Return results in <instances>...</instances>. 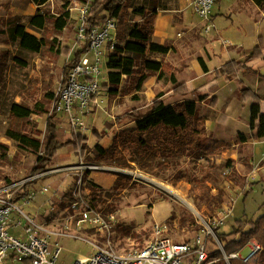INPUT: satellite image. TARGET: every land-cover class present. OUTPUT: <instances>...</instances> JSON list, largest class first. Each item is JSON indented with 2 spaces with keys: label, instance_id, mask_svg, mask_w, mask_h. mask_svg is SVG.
Instances as JSON below:
<instances>
[{
  "label": "rangeland",
  "instance_id": "obj_1",
  "mask_svg": "<svg viewBox=\"0 0 264 264\" xmlns=\"http://www.w3.org/2000/svg\"><path fill=\"white\" fill-rule=\"evenodd\" d=\"M84 1L72 0L70 5L74 8ZM231 1L234 4L235 0ZM242 1L246 6L239 15L251 29L250 21L255 17L260 21L261 13L250 8L251 0ZM96 2L100 6L104 0ZM174 2L137 0L136 6L148 8L154 3L152 7L159 10L167 9ZM64 4L65 0H49L42 6L33 0H0V188L44 175L29 183L35 198L29 204L20 205L40 225L71 236L78 235L79 238H53V241L59 240L61 261L65 264H72L80 255L92 256L91 241L122 254L142 248L147 242L156 240V229L163 225L167 231L161 236L175 243H192L201 235L203 241L206 240L207 251L212 254L220 250L210 233L213 230L217 235L212 224L229 210H233V214L217 228L218 234H229L227 240L238 239L239 235L232 234L239 226L238 221L253 222L264 213V157L255 161L251 148H233L232 145L223 154L204 155L200 159L192 155L181 157L175 151L156 149L155 137L148 134L140 135L148 145L133 143L130 133L136 125L130 114L147 113L160 91L150 85L146 87L144 83L142 90L136 92L135 81L125 76L121 86L123 92L116 97L108 93V80L104 82L98 96L99 107L93 108L85 117L82 129L72 130L66 118L59 114L54 116L56 141L65 146L57 151L45 171L35 173L34 168L41 165L38 158L45 155L50 113L14 120L10 112L15 103L33 109L37 103L45 102L47 94H58L64 84L66 66L76 52L84 49L78 37L74 9L69 11L71 16L63 32L58 33L54 27L55 20L65 11ZM37 13L46 15L44 30L30 24L31 17ZM106 15L102 13L101 18ZM131 22L133 25L141 23L142 17L132 14ZM17 25L24 26L27 32L38 38H44L47 45L40 52L22 49L19 41H13L9 34V29ZM97 25H101L100 19ZM259 29L264 34V22ZM177 33H186L180 24H176L173 30L174 36ZM186 38L187 35L176 37L173 43L179 45ZM106 43L102 52L106 53L105 70L108 73L107 63L112 49L111 42ZM154 57L155 54L140 57L138 72H143L141 63L144 59ZM246 58L236 61L246 63ZM167 75H170L169 67ZM162 84L165 87L163 93H169L173 85L165 80ZM230 92L229 87L221 91L225 96ZM172 96H168L165 103H180ZM47 108L52 112L53 104L47 102ZM200 113L206 114V109L201 108ZM12 128L38 138L42 143L40 153H33L9 139L7 132ZM77 135L87 138L88 153L68 146L69 142H76ZM97 142L105 149L112 148V154L98 160L92 152ZM231 156L242 164L239 169L251 172L250 175H241L236 167L237 161L229 158ZM44 188L48 191L42 192ZM80 199L104 214L116 216L117 223L111 236H105L87 224L79 225L85 205L76 209L72 205ZM16 200L22 201L20 198ZM78 226L83 227L75 230ZM249 254L248 248L241 250L242 257ZM216 260L213 264H223L220 257Z\"/></svg>",
  "mask_w": 264,
  "mask_h": 264
},
{
  "label": "trees",
  "instance_id": "obj_2",
  "mask_svg": "<svg viewBox=\"0 0 264 264\" xmlns=\"http://www.w3.org/2000/svg\"><path fill=\"white\" fill-rule=\"evenodd\" d=\"M36 5H45L49 0H33ZM72 0H65L63 15L55 20V29L58 33L63 32L64 28L68 26L70 19L69 7ZM137 0H104L100 6L95 1L90 9L87 28H92L97 25L99 19L101 22H106L108 19H117L116 31V45L114 50L109 55L107 63L108 72V93L112 97L118 96L123 92L121 86L123 85L124 76L127 79L135 81L134 91L140 92L145 81L150 77L157 75L159 81L165 80L173 85V95H183V85L178 83L176 75L173 73L167 76L164 71V64L156 62L152 59H144L141 63L143 72H138V59L145 57L147 54L167 55L169 53H176V48L161 45L152 41L154 34V22L158 14V9L152 7H137ZM254 3L264 11V0H253ZM132 10V12H131ZM102 13L106 16L101 18ZM136 14L142 17V22L132 24L131 15ZM47 18L45 14L37 13L30 19V24L36 29L44 30L46 28ZM10 37L13 41H19L20 47L31 52H40L41 49L47 45L44 38L26 31L22 25H17L9 29ZM88 48L75 53L73 60L66 66L64 73L65 86L71 69L76 66L82 54ZM253 59H262L264 61V40L262 37L258 39L257 46L247 56L246 63L239 61H231L223 65L220 69L214 71L216 79L223 78L225 81H234L238 84V95L243 99H254V92L248 88L242 81L239 80V73L247 71L249 68L247 63ZM17 60V59H16ZM199 63L205 73L209 72L206 62L203 58H199ZM19 61V60H18ZM1 83V78H0ZM62 86V87H63ZM61 87V88H62ZM129 92V91H128ZM165 93L160 92L156 95L151 108L144 115H136L133 122L136 127L131 130L133 143H141L146 146L148 143L142 140L141 134H148L156 139V149L161 152L166 150L175 151L178 156L192 155L196 159L203 158L204 155L223 154L230 147L231 144L221 142L213 139L205 128L204 118L200 116L198 103L208 100L210 106L215 107L218 103L216 96L199 95L196 100H186L176 105H168L164 101ZM44 103H37L33 109L23 106L21 104H13L10 115L14 120H27L32 116H40L50 113L48 120L49 137L45 149V155L38 158L40 166H36L34 171L40 174L45 171V167L57 151L64 147L56 141V127L52 123V119L57 115V102L59 100L58 94L49 93L45 97ZM47 102L53 104L52 112L47 108ZM250 129L255 131L258 139L264 138V112L262 105L258 101H253L251 105ZM139 135V136H136ZM7 137L20 143V145L33 153H40L42 149L41 141L33 135L23 134L16 129H9ZM140 137V138H138ZM76 142H69L76 149L83 150L88 153V140L81 135H77ZM74 138V139H75ZM248 142L247 136L239 132L237 143L244 145ZM93 154L98 160L103 159L112 154V148L105 149L99 142L92 149ZM229 163H232L230 160ZM34 182V181H33ZM29 187V184L26 188ZM264 206V203H263ZM238 228L232 234L239 235L238 239L227 240L229 234H216L219 240L225 242L224 250L226 254H232L246 248L247 244L254 240L261 246V251L247 264H264V213L253 222L238 221ZM212 258L218 259L221 257V252L216 251L210 254ZM223 264L225 262L221 260ZM231 264H246L241 260H232Z\"/></svg>",
  "mask_w": 264,
  "mask_h": 264
},
{
  "label": "built area",
  "instance_id": "obj_3",
  "mask_svg": "<svg viewBox=\"0 0 264 264\" xmlns=\"http://www.w3.org/2000/svg\"><path fill=\"white\" fill-rule=\"evenodd\" d=\"M95 1L85 0L80 5L74 8L70 5L69 8V11L74 9L77 13L75 18L78 37L84 44V49L88 48V50L82 54L79 63L71 69L65 86L59 90L56 110L57 115L66 118L70 128L75 131L82 129L85 117L93 108L99 107L98 96L104 82L108 80L105 70L106 53L102 52V48L109 41L110 49L113 51L117 43V19H108L106 22H101L100 26L87 28L90 9ZM216 3L217 0H192L195 15L205 21L206 33L214 27L211 18ZM41 176L44 175L0 188V264H65L61 261L62 247L59 240L53 241V238L64 236L79 238L77 234L71 236L63 231L56 232L40 225L21 207V203L29 204L35 198L34 192L30 191L31 188L28 187L27 191L25 188ZM47 191L46 188L42 190V192ZM17 198L22 201H17ZM81 205L85 207L80 213L79 225L87 224L104 233L105 236H111L112 229L117 223L116 216L112 213L104 214L82 199L77 200L72 207L76 209ZM232 214L233 210H229L219 219H215L212 229L220 228ZM81 227L83 226H78L75 230ZM166 231L165 225L159 226L156 229L155 241L147 242L142 248L125 254L117 253L112 248L98 246L91 241L94 254L78 257L72 264H213L217 262L216 259L211 258L207 251L206 240L203 241L201 235L192 243H175L161 236ZM210 233L220 246L221 260L225 264H231L232 260H241L247 264L261 251V246L251 240L246 247L250 250L248 256L242 257L241 251L228 255L214 231Z\"/></svg>",
  "mask_w": 264,
  "mask_h": 264
},
{
  "label": "crops",
  "instance_id": "obj_4",
  "mask_svg": "<svg viewBox=\"0 0 264 264\" xmlns=\"http://www.w3.org/2000/svg\"><path fill=\"white\" fill-rule=\"evenodd\" d=\"M251 1L250 8L261 13L260 21L256 17L250 21L254 30L248 29L249 23L242 20L239 15L242 7L246 6L242 0H235L234 4L231 0H218L212 10L214 27L208 33L204 31L205 21L194 13L192 0H175L167 9H159L154 22L152 41L174 47L177 52L167 55L155 54L152 60L164 64L166 75L169 67L170 75L174 73L178 83L184 88L183 95H173L172 87L170 92L165 94L164 101L170 95L180 103L196 100L199 95L216 96L218 103L215 107L210 106L208 100L198 103L199 114L204 118L207 133L215 140L231 144L233 148L241 146L251 148L253 157L257 161L264 157V138L252 137L255 131L250 129V117L254 100L261 103L264 112V61L250 60L247 64L249 69L239 73V80L255 94L254 99L251 100L243 99L238 95L239 86L236 82L225 81L223 78L216 79L213 73L228 62L243 60L257 46L260 37L264 40V34L259 29L264 22V11L260 10L253 0ZM176 24H180L186 33H177L174 36L173 30ZM184 35H187V38L182 43L179 45L173 43L176 37ZM200 57L206 62L208 73H205L200 65L198 60ZM147 80L146 87L150 85L160 92L165 91L162 80L157 81V75L150 76ZM227 87L231 90L229 96L221 93L222 88ZM201 108L206 109V114L200 113ZM239 132L244 133L248 138V142L244 145L237 143ZM232 157L234 156L229 158ZM235 160L240 174L250 175L251 172L248 174L240 170L239 166L242 164L237 159L233 161Z\"/></svg>",
  "mask_w": 264,
  "mask_h": 264
},
{
  "label": "bare ground",
  "instance_id": "obj_5",
  "mask_svg": "<svg viewBox=\"0 0 264 264\" xmlns=\"http://www.w3.org/2000/svg\"><path fill=\"white\" fill-rule=\"evenodd\" d=\"M182 200L184 201V199H182ZM184 202L191 210H193L196 214H198L197 210L191 204L187 203L186 201H184Z\"/></svg>",
  "mask_w": 264,
  "mask_h": 264
}]
</instances>
